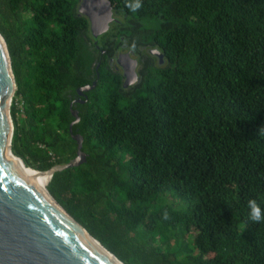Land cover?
Masks as SVG:
<instances>
[{"label":"trees","instance_id":"obj_1","mask_svg":"<svg viewBox=\"0 0 264 264\" xmlns=\"http://www.w3.org/2000/svg\"><path fill=\"white\" fill-rule=\"evenodd\" d=\"M110 2L95 38L79 0H0L13 153L67 163L77 110L86 161L46 188L122 264H264L248 204L264 213V0ZM124 49L139 57L129 87L109 60Z\"/></svg>","mask_w":264,"mask_h":264},{"label":"water","instance_id":"obj_2","mask_svg":"<svg viewBox=\"0 0 264 264\" xmlns=\"http://www.w3.org/2000/svg\"><path fill=\"white\" fill-rule=\"evenodd\" d=\"M78 12L88 19L95 38L107 32L114 20L110 0H79ZM151 54L162 62V54L156 49ZM117 63L123 69V86L133 84L137 80V60L124 49ZM95 84L79 87L78 95L85 96L84 92ZM16 89L11 56L0 33V264H122L57 203L48 189L45 191L36 178L27 175L20 161L11 156L26 165L12 151L14 122L11 106ZM71 115L74 120L69 125V132L77 145L76 156L65 164L39 171L49 178L48 183L55 172L77 167L86 161V153L82 151L83 138L72 132V126L79 120L77 110L71 109Z\"/></svg>","mask_w":264,"mask_h":264},{"label":"clouds","instance_id":"obj_3","mask_svg":"<svg viewBox=\"0 0 264 264\" xmlns=\"http://www.w3.org/2000/svg\"><path fill=\"white\" fill-rule=\"evenodd\" d=\"M133 10H137L141 7V4L139 0H136L135 4L129 5ZM249 208H250V219L253 222H260L261 220H264V213H262L261 208L256 203L255 200H249L248 202Z\"/></svg>","mask_w":264,"mask_h":264},{"label":"bare ground","instance_id":"obj_4","mask_svg":"<svg viewBox=\"0 0 264 264\" xmlns=\"http://www.w3.org/2000/svg\"><path fill=\"white\" fill-rule=\"evenodd\" d=\"M11 155V154H10ZM14 159H17L18 161H20V163L23 165V167L25 168V170H26V173H27V175L28 176H30V177H34V178H36L37 180H38V182L40 183V185L43 187V189L46 191V185H47V183H48V180H49V178L46 176V175H43L42 173H40L38 170H36V169H33V168H27L26 167V165H24L23 164V162L20 160V159H18V158H16V157H14L13 155H11ZM45 182V183H44ZM112 261H114L115 262V260H113V258L111 257V256H108Z\"/></svg>","mask_w":264,"mask_h":264},{"label":"flooded vegetation","instance_id":"obj_5","mask_svg":"<svg viewBox=\"0 0 264 264\" xmlns=\"http://www.w3.org/2000/svg\"><path fill=\"white\" fill-rule=\"evenodd\" d=\"M128 51H129V56L131 57V58H133V59H136L137 60V65H136V73H137V66H138V60H139V57H138V55L136 54V53H134V51L132 50V49H127ZM153 50V49H152ZM120 50H118V52L116 53V55L114 56V57H112V58H110L109 60H110V62H112L113 64H114V68H115V70L116 71H120L121 73H122V75H123V69L118 65V63H117V58L119 57V54H120ZM151 52V51H150ZM124 81H125V78H124V75H123V83H124ZM130 85H132V84H129V85H127L126 87H129ZM73 101H75L74 103H80L79 101H80V99L79 98H75Z\"/></svg>","mask_w":264,"mask_h":264},{"label":"rangeland","instance_id":"obj_6","mask_svg":"<svg viewBox=\"0 0 264 264\" xmlns=\"http://www.w3.org/2000/svg\"><path fill=\"white\" fill-rule=\"evenodd\" d=\"M17 90V89H16ZM15 96V95H14ZM13 100H14V98H13ZM21 101V98L20 99H18V100H16V103H18V102H20ZM13 103V102H12ZM19 107H20V110H22V108H23V104L20 102V104H19ZM27 168H29V167H27ZM45 183V182H44ZM47 185H48V183H47ZM46 185V186H47ZM175 201L176 200H172L171 198H169L168 197V199L166 200V202H169V203H173V204H175Z\"/></svg>","mask_w":264,"mask_h":264}]
</instances>
